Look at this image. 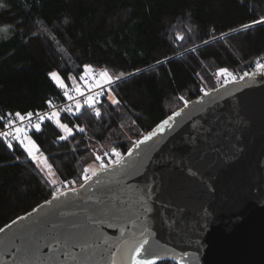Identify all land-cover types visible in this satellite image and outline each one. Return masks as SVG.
Segmentation results:
<instances>
[{
    "label": "trees",
    "instance_id": "16d2710c",
    "mask_svg": "<svg viewBox=\"0 0 264 264\" xmlns=\"http://www.w3.org/2000/svg\"><path fill=\"white\" fill-rule=\"evenodd\" d=\"M3 2L0 25L13 35L0 42V116L45 110L63 89L52 72L67 89L83 85L86 65L113 77L124 74L112 85L121 105H112L106 94L96 105L99 118L85 104L79 112L74 108L76 115H60L73 129L64 140L53 120L29 133L60 179L58 188L80 177L103 147L126 154L133 140L183 107L179 96L191 101L201 88L221 86L224 78L214 75L219 68L237 70L264 55V24L242 27L264 18V0ZM97 145L102 149L95 153ZM53 191L21 147L13 143L9 149L0 139V228L51 199Z\"/></svg>",
    "mask_w": 264,
    "mask_h": 264
},
{
    "label": "water",
    "instance_id": "95a60500",
    "mask_svg": "<svg viewBox=\"0 0 264 264\" xmlns=\"http://www.w3.org/2000/svg\"><path fill=\"white\" fill-rule=\"evenodd\" d=\"M251 73L177 110L123 169L0 233V264H131L145 236L158 262L264 264V71ZM45 223L62 243L34 250Z\"/></svg>",
    "mask_w": 264,
    "mask_h": 264
},
{
    "label": "snow or ice",
    "instance_id": "6c2138e0",
    "mask_svg": "<svg viewBox=\"0 0 264 264\" xmlns=\"http://www.w3.org/2000/svg\"><path fill=\"white\" fill-rule=\"evenodd\" d=\"M2 6V5H0ZM255 24H264V18L254 20L252 25H243L242 27L248 28ZM7 26L0 28V31L7 32ZM257 71H264V63L256 62L255 65ZM88 71H93L91 66H85ZM253 72L251 75H255ZM51 77L59 83L60 87L65 89L64 95L70 100H73V96L69 94L66 86L63 83L62 78L58 73H50ZM131 75V74H129ZM217 77L224 78L221 83V87L226 86L229 83H235L237 80H244L245 77L250 75L249 72L245 71L242 75L237 77L232 71L228 68H219L215 74ZM124 77L123 73L116 75L115 77L111 76L107 70L100 72L99 78L95 76L92 77V85L89 86L88 94H85V91L77 88L76 92L84 97V104L88 108L92 109L97 118L100 117V109L96 107L97 103L100 101L98 97L107 94V98L111 100L112 105L119 106L121 105V100L118 98V95L114 92L112 85L121 80ZM203 96H210L211 92L205 88H201ZM178 99L183 103L184 108H188L190 101L185 99L183 95L179 96ZM50 103V102H49ZM70 107H72L70 105ZM74 107L79 112L82 105L79 100L74 101ZM184 109L181 111H176L159 123L156 128L147 134H143L142 138H138L132 141L131 148L127 151L126 155H122L120 151L113 150L111 153L104 152L101 155L94 154V160L98 162V167H86L83 169L82 174L76 180L72 181H61L62 187H55L56 181L53 180L51 183L54 187V191L51 193V199L45 201L44 204L40 205V208L34 209L33 212H29L26 216L19 217L18 220H13L12 224L7 225V228H0V233H7L8 229H11L13 224H19L20 221L27 220L28 217L33 216L36 213H39L41 208L52 207L55 208L56 204H61L66 200L70 194H78L80 189L86 190L87 187L93 183V178H96L95 182H99V177L102 174H110L115 172L118 169H123L129 158L133 157L134 153L140 150V146L151 141L158 133H163L165 129L172 127L173 123L176 121L177 117L181 116ZM76 115V113H73ZM45 119L54 120L57 126L66 133L64 136H60L59 139L64 140L68 135L73 134V129L69 128L67 124L62 123L59 119V112H52L48 116H43L37 114L36 122L33 123V113L27 112L26 114H21L20 112H15L14 114L9 112L5 116H0V121H4L0 127L6 129L5 131L0 132V137H3L4 141L7 143L9 149H13V141L21 147L24 153L27 154V157L31 161L35 162L37 165L40 163V157L43 156V153L40 150V147L37 145L36 141L33 139L32 135L29 133L35 129V131L41 130V124ZM135 123V122H133ZM79 132H85L83 127L79 125H74ZM123 127V125H121ZM19 160V157H16ZM44 166L46 167L49 173L53 172L52 165L48 163L47 157H44ZM77 183H79V189L76 188ZM63 215V214H61ZM75 227L76 225H72ZM58 226L55 223L51 224V227H48L47 223L43 224L44 232H41L39 239L33 238V241L29 243H34L36 245L34 250H38L40 241H43L45 245L48 244V238L51 237V240L55 243H62L59 238V234L55 233L53 230ZM123 231V229L121 230ZM13 245L15 241H10ZM21 244L25 245V241L22 239ZM149 244L148 238L145 236L138 241L132 242L128 247V257L131 261V264H157L158 260L161 259L159 255H153L151 248L146 249V245ZM55 247V244L52 245ZM17 251H20L18 248Z\"/></svg>",
    "mask_w": 264,
    "mask_h": 264
},
{
    "label": "built area",
    "instance_id": "2783aa9c",
    "mask_svg": "<svg viewBox=\"0 0 264 264\" xmlns=\"http://www.w3.org/2000/svg\"><path fill=\"white\" fill-rule=\"evenodd\" d=\"M256 62L264 63V55H261V56L255 58V59H253L251 62L242 65L237 70H230V71H232L235 75H237V77L242 75L245 71L251 73L252 71L256 70V67H255ZM100 72H101L100 70H94L93 72H91V75H84V77H83V85H81V87H79V89L85 91V94L87 95L88 91H89L88 88H89L90 85H92V77L95 76L96 78H99ZM92 88L94 89V85H92ZM64 91H65V89H61L60 90V94L57 97H51L49 106L45 110L37 112V113H33V123L36 122L37 114L43 115V116H48L52 112H59V116L60 115H67V116L71 117L72 114L74 113V108H75L74 107V101L75 100H79L81 102V105L84 104V97L80 96L76 92V89H67L69 94L73 96V100L72 101H70L64 95ZM105 95L98 97V100L100 98L104 97ZM70 105L72 107H70ZM47 120L48 119H45L43 121V123L41 124V126ZM5 130L6 129H4V128H0V132L5 131ZM0 139L4 140L3 137H0ZM13 143H16V142L13 141ZM113 150L120 151L122 153V155H125V153L123 152V150L121 148H114ZM113 150H108V151H105V152L111 153Z\"/></svg>",
    "mask_w": 264,
    "mask_h": 264
},
{
    "label": "rangeland",
    "instance_id": "374dc122",
    "mask_svg": "<svg viewBox=\"0 0 264 264\" xmlns=\"http://www.w3.org/2000/svg\"><path fill=\"white\" fill-rule=\"evenodd\" d=\"M3 1H4V0H0V5H2V6H0V10L4 8V2H3ZM3 27H5V26H4V25H0V28H3ZM7 28H8L7 32L0 31V42H1V41H6V40L10 39V38L12 37V35H13V30L10 29V27H8V26H7ZM52 73H53V72H52ZM56 73H58V72H56ZM58 74H59V73H58ZM85 75H91V72H90V71H87V72L85 73ZM59 76H60V74H59ZM60 77H61V76H60ZM51 78H52V77H51ZM61 78H62V77H61ZM52 80L56 83L57 86L60 87L59 83H57L56 80H54L53 78H52ZM62 80H63V78H62ZM63 83H64V85L66 86L64 80H63ZM60 88H61V87H60ZM37 145H38V144H37ZM114 148H116V147H112V148H110V149H106V148L103 147V149H105L103 152L108 151V150H113ZM98 149H102V146H101V145H99V146L97 145V146L94 148V152H95V153L99 152ZM44 157H46L44 154H43V156L40 157V163H39L38 166H39L40 169L43 171V173L45 174V176H46V178L48 179L49 182H52L53 180H55L56 183H59V182H60V179L57 177V175L55 174V172L53 171L52 173H49V172L47 171L46 167L44 166ZM47 161H48V159H47ZM48 163L50 164L49 161H48ZM87 167H92V168L98 167V162H96L94 159H93V160H90V161L87 162Z\"/></svg>",
    "mask_w": 264,
    "mask_h": 264
}]
</instances>
